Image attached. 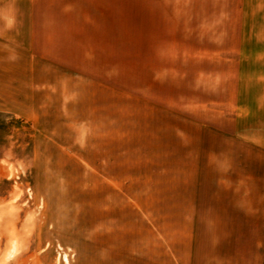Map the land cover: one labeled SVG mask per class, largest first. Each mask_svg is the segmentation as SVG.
I'll list each match as a JSON object with an SVG mask.
<instances>
[{
  "label": "rangeland",
  "instance_id": "1",
  "mask_svg": "<svg viewBox=\"0 0 264 264\" xmlns=\"http://www.w3.org/2000/svg\"><path fill=\"white\" fill-rule=\"evenodd\" d=\"M236 9L0 0V264H264V17L222 33Z\"/></svg>",
  "mask_w": 264,
  "mask_h": 264
},
{
  "label": "crops",
  "instance_id": "2",
  "mask_svg": "<svg viewBox=\"0 0 264 264\" xmlns=\"http://www.w3.org/2000/svg\"><path fill=\"white\" fill-rule=\"evenodd\" d=\"M264 0H237V9L236 14L233 13L231 15V20L229 18V13L225 12L222 13L221 19V26H222V33H237L242 34L246 32H256L255 28L256 19L258 17L263 16L264 13ZM262 12V13H260ZM231 21V22H230ZM264 32V31H263ZM238 50L240 48L238 47ZM245 59H237L236 67H237V75L240 77L242 74H239V71L242 73L241 66H244ZM254 66H262L259 72L254 70V74L262 76L260 81H264V57L255 58L253 61ZM245 67V66H244ZM245 75V74H244Z\"/></svg>",
  "mask_w": 264,
  "mask_h": 264
}]
</instances>
